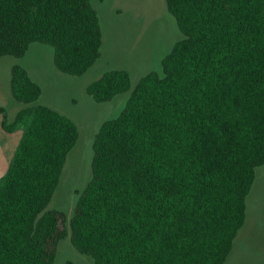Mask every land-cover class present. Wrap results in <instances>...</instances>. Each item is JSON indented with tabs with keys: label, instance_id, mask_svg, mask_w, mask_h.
<instances>
[{
	"label": "trees",
	"instance_id": "trees-1",
	"mask_svg": "<svg viewBox=\"0 0 264 264\" xmlns=\"http://www.w3.org/2000/svg\"><path fill=\"white\" fill-rule=\"evenodd\" d=\"M182 38L137 83L92 143L91 177L68 222L93 264H223L245 220L250 168L264 162V0H165ZM34 42L61 72L83 74L102 36L88 0H0V57ZM112 70L87 87L110 100L128 84ZM12 88L32 103L39 86L19 67ZM2 127L23 135L0 177V264H52L67 218L28 226L51 197L75 125L40 107Z\"/></svg>",
	"mask_w": 264,
	"mask_h": 264
},
{
	"label": "rangeland",
	"instance_id": "rangeland-1",
	"mask_svg": "<svg viewBox=\"0 0 264 264\" xmlns=\"http://www.w3.org/2000/svg\"><path fill=\"white\" fill-rule=\"evenodd\" d=\"M88 5L97 17L102 44L100 57L83 74L58 70L53 48L39 42L31 43L21 57H0V105L10 120L26 112L23 123L29 125L42 107L66 117L76 127L73 146L64 155L51 197L27 220L31 226L54 211L66 215L67 233L57 244L52 264H93L72 246L68 222L91 177L94 136L103 123L120 115L144 75L161 72L162 58L182 38L165 0H88ZM14 66L39 86L40 94L32 103H24L14 94ZM112 70L125 71L129 82L110 100L98 102L87 93V87ZM223 264H264V162L250 168L245 220Z\"/></svg>",
	"mask_w": 264,
	"mask_h": 264
},
{
	"label": "crops",
	"instance_id": "crops-1",
	"mask_svg": "<svg viewBox=\"0 0 264 264\" xmlns=\"http://www.w3.org/2000/svg\"><path fill=\"white\" fill-rule=\"evenodd\" d=\"M2 122H3V114L1 113L0 114V177L5 174L9 166V163L13 157V154L16 150V147L23 135V129H19V127L15 128L13 131L5 130L2 127Z\"/></svg>",
	"mask_w": 264,
	"mask_h": 264
}]
</instances>
